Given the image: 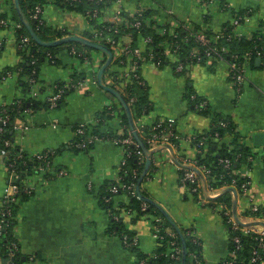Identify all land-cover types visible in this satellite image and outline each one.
<instances>
[{"label":"crops","instance_id":"1","mask_svg":"<svg viewBox=\"0 0 264 264\" xmlns=\"http://www.w3.org/2000/svg\"><path fill=\"white\" fill-rule=\"evenodd\" d=\"M12 3L14 1L0 0V18L12 16ZM227 4L229 10L213 8L206 11L200 0H106L99 17L102 22L109 23L119 11L132 15L141 7H148L160 24L165 21L174 27L192 29L199 26L201 31L210 29L216 35L225 24L232 23L234 13L251 10L244 31L253 34L262 28L264 0H227ZM43 9L44 22L64 33L62 38L85 37L90 25L84 15L50 3ZM15 39L12 30L0 28V40L4 41L0 52V105L10 107L18 101H31L32 107L21 112L15 120L27 128L12 130V143L31 161L34 155L47 151L54 152V156L49 172L41 173L33 168L23 173L22 184L31 193L16 204L11 243L19 250L14 255L9 248L11 243L4 237L5 228L0 229V264H138L140 254L151 256L160 246L153 236L152 217L136 218L123 211L119 214L128 221L127 227L139 239L138 248L129 249L117 233L115 223L119 215L113 214L103 195L106 185L118 178L123 158L121 149L105 135L124 134V127L114 120L108 121L100 127L105 138L88 150H77L74 146L76 127H95L109 102L121 105L114 95L98 84L97 75L106 56L103 54L102 63L97 61L96 53L86 51V57L78 60L70 53L71 43L58 46V61H43L37 84L28 91L23 86L27 77L20 78L16 73L8 80L4 77V73L22 62ZM121 40L133 41L131 36ZM164 50L165 64L145 63L139 69L152 110L140 121L138 129L142 125H153L158 119L172 121L184 137L179 146L172 148L181 163L184 158L195 157L193 138L209 133L213 115H225L237 126L240 144L255 154L252 165L244 164L241 173L250 170L253 176L251 191L264 211V60L249 64L247 83L242 95L238 96L226 62L187 65L183 72H177L176 57ZM119 56L120 52L117 56L113 52V61ZM75 73L86 79L82 86H70L75 81ZM129 73V65L114 64L111 70H106L104 81L123 95L122 83L126 82L124 79ZM93 79L97 84L92 82ZM61 84L68 87L67 91L58 107L50 108L46 98ZM192 95L207 100L212 114H201ZM44 105L48 107L42 108ZM221 143L229 145L230 138H223ZM167 147L171 146L166 144L157 148L141 182V191L163 212L172 228L181 233L188 230L194 235L202 249V263L220 264L231 252L229 226L219 211L210 205H200L195 195L182 185V166L174 161ZM144 164L141 175L146 168V158ZM13 178L11 170L0 163V208L4 206ZM208 195L213 196L214 201L227 195L233 215L239 218L245 204L238 189L228 185ZM129 201L125 195L118 196L114 210L121 211ZM256 226L264 227L262 223ZM172 228L169 230L173 233Z\"/></svg>","mask_w":264,"mask_h":264},{"label":"trees","instance_id":"2","mask_svg":"<svg viewBox=\"0 0 264 264\" xmlns=\"http://www.w3.org/2000/svg\"><path fill=\"white\" fill-rule=\"evenodd\" d=\"M14 1V0H11ZM227 2V0L223 1L224 3ZM55 4L57 6H60L63 9H66L68 11H73L80 13L85 16L87 23L90 26H94L99 30H103L105 33L111 35L115 40L122 39L124 36H131L133 38L132 46H136L138 42L139 35L143 36H150L152 37L153 42L150 43L144 52V55H148L149 57H152V63L162 66L165 64L167 60V56L163 47V43L165 41H168L174 48V46L179 45L180 48L177 50V54L182 62L189 63L191 60L190 51L192 48L196 45L194 38L190 35L192 33L191 30L185 29L184 27H180L178 29V36L172 37L168 34L163 35L161 33V30L164 29L162 25L159 24V22L155 19L154 15L152 14L151 10L144 11L141 16L138 14L130 15L127 13H123L126 20L130 21H140L141 27L139 29L132 28V27H126V25H123V27L120 29L119 32H115L112 29L108 31L109 28L113 27L110 23H104L101 21V17L99 15H94V10H98L99 13L102 11L101 9H104L106 5V0H77V1H68V0H51L50 2L46 0H20L21 8L28 18L29 22L31 23V26L33 27L34 31L37 33V35L43 40V41H53L56 38H62L64 33H61L58 30H55L51 28L50 26L46 25L44 22L43 24H40L38 21L34 20L32 17V11L37 5L45 6L47 4ZM222 7L225 10H229V7ZM12 16L2 15L1 18H5L12 21H19L17 11L14 7V4L12 3ZM252 14L251 10L241 11L234 13V17L237 19H240V22H244L246 20V17H249ZM21 23V22H20ZM22 24V23H21ZM262 27H264V22H262ZM166 28H170V25H166ZM233 25L232 23L225 24L224 27L220 31L221 38L219 39L218 43L215 44L214 47L216 50L220 52L222 47H227L229 52L225 55V59L227 61H230L231 54H237L238 60L240 62L245 61L246 55L250 54L251 56V63L254 65L257 59L264 60V31H257L253 34H251L248 37H244L241 39L238 38H230V34L232 33ZM193 30L199 31L200 27L196 26ZM194 33V32H193ZM208 37H213L214 34H212V31L209 29L205 32ZM28 36L31 38L28 30L24 27L22 24V28L16 31L14 34V37L16 38V44L20 42V36ZM87 35V34H86ZM190 37L191 41L188 43H184L182 41L183 38ZM71 49L74 48L77 55H74L78 60H83L86 57L85 52L91 50L89 47L71 43ZM112 50V46L106 45ZM24 50H17L18 55L21 56L22 62L16 66L14 69H10L9 72L16 73L20 78L22 77H30L32 75V71L36 69L37 73L34 75L36 79H38V73H39V67L43 63V61H58L56 58L57 55V47H43L38 45L36 42L33 41L31 38V45H23ZM28 48V49H27ZM70 49V50H71ZM208 50V47L206 46H200V52L202 53V61L198 64H206L207 62H218L217 56L212 59H207L205 57V52ZM258 52H261L263 54L262 57H259L257 55ZM84 53V54H83ZM52 57L50 59V57ZM81 54V55H80ZM125 60V58H123ZM32 61H35L33 64ZM126 65L127 61L125 63H121L119 59L117 61H113L112 67L109 68L110 70L113 68V65ZM6 73H4L5 75ZM113 74V72H112ZM138 74L140 75V71H138ZM77 73H75V81H79L83 79V75L76 76ZM141 77V75H140ZM142 79V77H141ZM126 81V87L124 88L123 97L129 103L130 99H134L133 103L131 105V113L134 125L138 121H142L147 117L152 110V103L150 101V97L146 88V85H140L138 83V80L132 76V74L124 79ZM143 80V79H142ZM23 86L26 90L29 91L30 86L27 82L23 83ZM59 89L64 90L65 95L67 91V87L61 85H58ZM57 88V89H58ZM62 100V99H61ZM60 100V101H61ZM204 99L198 98L196 96V99L194 101V105H198L201 103ZM59 101V102H60ZM58 102V104H59ZM31 101H21V104H14L10 107H7L9 109V115H10V122L9 126H6V131H4L2 134H0V144H4L5 140H9L12 142V126L15 123V120L20 116L21 112L25 111V109L31 108L32 105L30 104ZM48 107L46 105L41 106ZM119 109V114L121 119L123 120V125L125 129V133L132 132L131 126L129 123V120L124 112V109L121 105L117 106ZM203 115H210L212 114V110L210 106H208L207 109L199 111ZM114 120L113 116H111L107 110H105L97 119V123L95 127L93 128L94 133L103 136L100 132V127L105 125L106 122ZM213 125L212 129L209 131V133L197 135L193 138V146L197 147L202 142V145H200L201 152L197 155V165L204 166L207 170H209V178H210V185L213 188H221L226 185H230L233 181H236V183L241 186L244 179L241 175V167L245 164L248 166L252 165V162L250 161V157H254V153L251 149L244 147L240 144L241 136L239 135L237 131V126L225 115L223 114H214L213 115ZM167 122V121H166ZM221 122L225 123V126L220 125ZM166 125L163 124L161 127H157V125L154 123L153 125H142L140 129H138L137 126H135L137 133L139 134L141 140L145 144L147 148L150 149V144L147 142V139H144L142 135H146L149 137L152 133H161L163 128ZM87 128V126H85ZM79 128L76 127L75 129ZM140 130V132H139ZM88 130H86L87 132ZM87 134V133H86ZM177 135H181L176 131ZM219 134L221 138L229 137L230 143L229 145L224 143H219V141L214 140L215 135ZM113 134L105 135V137L111 138L113 137ZM75 142H80L81 137L76 136ZM104 137V136H103ZM181 137H183L181 135ZM170 141H172L176 146H179L180 141L176 140L174 138H170ZM138 144V143H137ZM93 145H89L86 149L88 150ZM139 148L131 147L130 148V156L126 159L125 164L120 168L119 176L121 179L119 181H112L109 184L106 185V188L104 189V199H109V202L105 203L108 207H110L113 210V213H117L118 215L123 212H128L129 214H133L136 218H140L141 216L149 215L150 217H161L164 220V225L162 226V235L164 238L162 240H159L160 246L156 249L153 255H144L140 254L138 256V264L139 261H144L145 264H174L173 260L170 259V253L172 250L171 242L176 241L177 245L180 247H183V245L186 246L187 249V255H186V262L185 264H195L191 260V255L195 254L199 260H201V246L199 243H197L194 240V235L192 233H189L188 230L184 233H181L179 230L172 228V224L170 221L165 217L163 212L153 203L146 200L147 195L144 191H141L140 195L132 196L131 194L127 193L126 191H120L117 195H113L110 191L111 186L113 185H129L132 183H135L137 186L139 183V180L141 178V173L144 169V161H141L139 159V156L136 154L137 150H141L143 152V149L138 144ZM77 149V148H76ZM16 150V148H14ZM80 150V149H77ZM17 151V150H16ZM144 154V152H143ZM221 159H229L233 163L229 168L223 167L222 164H220ZM41 163L38 161H31L26 156H24L23 159L19 160L16 168L18 172L22 171H28L30 172L33 170V168H37ZM182 171V176L184 174V171ZM22 174V173H21ZM23 176V175H22ZM188 190L190 188V185H187ZM226 191V190H225ZM224 193V191L222 192ZM125 195L129 198V202L127 205H123L121 208V211L114 210V205L116 204V198L118 196ZM19 199H25L28 198V195L25 193H20L18 195ZM211 199V198H210ZM215 202V201H214ZM218 203H223L227 206H229L230 201L226 196L221 197L220 199L216 200ZM146 204L147 209L145 211L142 210V205ZM213 205V204H212ZM7 207L11 210L12 216H15L17 212V206L16 204H9ZM262 213L264 211L261 210ZM121 215V214H120ZM119 215V219L115 223L116 228L118 227L117 233L120 235L121 238L128 237L133 238L134 232L130 230L128 226V221L125 220L124 217H121ZM8 225L5 228L4 231V237L7 239L8 243H11L13 241L12 238V228L14 225V221L9 217L7 219ZM6 226V224H5ZM165 228H172L173 233L175 237H171L165 233ZM231 238L234 237L237 233H234L230 230ZM242 239V249L238 252V255L240 256V259H248L253 247L255 246L256 242L254 241V237L251 235H240ZM233 247V244H231V249ZM138 247H135L133 249H136ZM183 257V256H182ZM181 264H183V258H181ZM204 264V263H200ZM220 264H223L220 263ZM241 264H247V262L241 263Z\"/></svg>","mask_w":264,"mask_h":264},{"label":"built area","instance_id":"3","mask_svg":"<svg viewBox=\"0 0 264 264\" xmlns=\"http://www.w3.org/2000/svg\"><path fill=\"white\" fill-rule=\"evenodd\" d=\"M50 2L51 0H46ZM68 1H77V0H68ZM94 1V0H91ZM204 4V8L206 11H209V9L217 8L220 11H225V9L222 7L223 1L225 0H200ZM225 7H229L227 2L224 3ZM150 10L148 7H141L138 9L135 13L132 15L138 14L139 16L142 15L144 11ZM43 6L37 5L33 11H32V17L34 20L38 21L40 24L44 23L43 20ZM94 15H99L98 10H94ZM248 17L245 19L247 20ZM240 22V19L233 18L232 25V33L230 34V38H244L248 37L251 34H248L244 31L245 28V22ZM113 25V30L115 32H119L120 29L123 27V25H126V27H132L139 29L141 27L140 21H128L125 19V16L122 11H119L113 20L109 22ZM160 24V23H159ZM160 25L164 27V29L161 30V33L163 35L168 34L172 37L178 36V29L180 26L174 27L171 26L168 22L163 21ZM166 25H170V28H166ZM0 28L9 29L12 30L15 34L16 31L22 28V24L18 21H12L5 18H0ZM185 29L191 30L192 33L190 35L194 38L196 45L192 48L190 51L191 60L189 63H184L180 60L177 50L180 48L179 45L173 46L168 42L165 41L163 43L164 48L173 56L176 57L177 63H176V71L177 72H183L187 65L192 64H198L202 61V53L200 52V46H206L208 47V50L205 52V57L207 59H212L216 55L218 62L223 61L228 64V68L230 71V76L233 82V86L235 87V91L238 96L242 95L243 88L245 84L247 83V68L249 64L251 63V56L250 54L246 55L245 61L240 62L238 60L237 54H231L230 61H227L225 59V55L228 54L229 50L227 47H222L220 52L216 50V48L211 47L218 43L221 36L220 33L214 35L213 37H208L207 34L204 31H195L192 28L184 27ZM259 31H264V27H262ZM194 32V33H193ZM87 34V35H86ZM85 34V37L93 42L101 43L104 45H110L112 47H116L119 52V61L120 64L125 63L127 61L126 65H129L130 73L127 75L129 77L131 74L133 77H135L138 80V83L140 85H145L144 81L141 79L140 75L138 74V71L142 64L145 63H152V57L148 55H144L145 48L153 42L152 37L150 36H143L139 35V44L136 46H132V40L130 43L123 42L121 39L115 40L111 35L105 33L103 30H99L97 28H94L90 26L88 28L87 33ZM132 38V37H131ZM20 42L16 44V49L24 50L23 45H31V38L28 36H20ZM133 39V38H132ZM182 41L184 43H188L191 41L190 37L183 38ZM16 43V41H15ZM4 47V41L0 40V52L3 50ZM28 49V48H27ZM71 55H77L78 53L74 48L70 50ZM81 55V54H80ZM257 55L259 57H262L263 54L261 52H258ZM50 59L52 58L50 54H48ZM125 58V60L123 59ZM52 61V60H51ZM34 64L35 61H32ZM37 73L36 69L32 71V75L30 77H27L26 82L30 86V88L34 87L37 84V79L34 77V75ZM13 74L11 72H6L4 75L5 80H8V78H11ZM86 82V79H82L79 81H72L70 84L71 87L74 86H82ZM92 82L94 84H97L96 79H93ZM123 87H126V82L122 83ZM58 88V87H57ZM55 88L54 92L50 94L46 98L47 105L50 108H56L58 107V102L63 98L64 90ZM68 88V87H67ZM33 94V92H30ZM192 100L196 99V95L191 96ZM133 98L130 99L128 105L131 108V105L133 103ZM16 104H21V102H17ZM209 106V102L207 100H203L201 103L196 105V108L198 111H202L207 109ZM107 112L113 116L114 121L118 123L120 126L124 127L123 120L120 117L119 109L117 108V103L115 102H109L106 106ZM167 121V122H166ZM10 122V115H9V109L7 106H1L0 105V134H2L4 131H6V126H9ZM155 124L157 127H161L163 124L166 126L163 128L161 133H155L149 135L147 137L146 135H142L144 139H147V142L150 144L151 150H157L158 147L161 145H170L172 148H174L176 145L170 141V138H174L176 140H179L180 142L183 140L184 137H181V135L176 134V127L175 124L172 121L158 119ZM136 126H140L141 122L138 121L135 123ZM220 125L225 126L224 122H221ZM86 125L79 126V128L76 129V136L81 137L80 142H74V146L77 149L83 150L86 149L89 145H94L98 140L101 138H105L103 136H100L96 133H94L93 125L92 127ZM27 128L24 124H17L14 123L12 126V130ZM86 130H88L86 132ZM87 133V134H86ZM116 146H118L122 151V161H121V167L125 164L126 159L130 156V148L133 146L135 148H139L137 141L135 140L133 136V132H128L124 134H118L114 135L113 137L109 138ZM223 138L219 136V134L215 135L214 140L219 141L221 143ZM200 145H202V142L195 147L196 154L193 159L184 158L181 160V163L183 166L181 167V170L184 171L183 177L181 178L182 185L184 187H187V185H190L189 191L193 193L197 199V202L200 205H210L212 206L213 210L219 211L223 218L225 219V222L229 226V229L237 233L234 237L231 238V244H233V247L230 252V256L223 261V264H241L244 262H247V264H264V227L257 228V224L262 223L264 225V213L261 212L260 205L256 202V196L251 191L252 183H253V176L248 169V171H245L244 173H241L244 181L241 186H239L236 181H233L229 186L234 187L238 189L242 196H243V202H244V208L242 210V213L239 214V218H235L233 215V212L231 208L223 203L214 202V200L209 198L208 194L216 193L217 191L221 190V188H213L211 187L210 178H209V170H207L204 166L197 165L196 157L201 152ZM14 145L11 141L5 140L4 144H0V163H4L12 172L13 175V181L11 185L9 186V189L7 191V194L4 198L3 207L0 208V229H4L8 225L7 219L9 217L14 221V216H12L11 210L7 207L9 204H18L19 197L18 195L22 192L25 194L31 193V190L27 187H24L22 184V175L25 171L18 172L16 165L19 160L24 158V155L16 150H14ZM139 156V159L141 161H144L145 155L141 150H137L136 153ZM53 156L54 152H43L34 155L33 160L38 161L41 163L39 166H37V171L41 173H47L51 168L53 167ZM254 157H250V161H254ZM233 162L229 159H221L220 164L223 165L225 168H229ZM22 173V174H21ZM201 174V176L199 175ZM63 174V173H61ZM121 177L118 175V178L116 181H119ZM203 181H205L206 185V192L204 190ZM138 186V185H137ZM137 186L135 183L129 184V185H113L111 186V193L113 195H117L121 190L126 191L127 193L131 194L132 196H135L138 194L137 192ZM228 186V185H226ZM140 193H141V185H140ZM106 202H109V199H105ZM213 204V205H212ZM147 209V205H142V210L145 211ZM113 212V211H112ZM114 214V213H113ZM116 218V216H115ZM246 222H249V224H246ZM153 236L159 241L164 238L162 233V226L164 225V220L161 217H155L153 218ZM6 224V226H5ZM165 233L171 237H175L174 233H172L169 228H165ZM240 235H251L254 237V241L256 242L255 246L252 249V252L248 259H240V256L238 255V252L242 249V239ZM122 242L125 247L129 249H133L135 247L139 246V239L137 236H134L133 238L124 237L121 238ZM197 243L198 240L195 239ZM172 250L170 253V259L173 260L174 264H181V258H183V247H180L177 245L176 241L171 242ZM9 248L13 251L14 255L18 253V246L15 243H11ZM191 260L195 264H200L201 260L198 259V257L195 254L191 255ZM139 264H145L144 261H139Z\"/></svg>","mask_w":264,"mask_h":264},{"label":"water","instance_id":"4","mask_svg":"<svg viewBox=\"0 0 264 264\" xmlns=\"http://www.w3.org/2000/svg\"><path fill=\"white\" fill-rule=\"evenodd\" d=\"M14 6H15V9H16L17 14H18L19 21L28 30L31 38L38 45L43 46V47H57V46H61V45L75 43V44H79V45H83V46L89 47L91 49H95V50L101 51L106 56L105 63L99 69V72H98V75H97L98 84L105 91H107V92L111 93L112 95H114V97L119 101V103L123 107L124 112H125L128 120H129V123H130V126H131V130L133 132V136H134L135 140L137 141V143L140 145V147L143 149V152H144V155H145V158H146V168H145V171L143 172V174L141 175V178H140L138 186H137L138 195L141 196V193H140V190H139L141 182L144 179L145 175L147 174V171L149 170V168L151 166L152 158H153L154 154L158 150H151V149H149V148H147L145 146V144L141 140L139 134L137 133V130H136L134 122H133L131 109H130V106L128 105L127 101L124 99L123 95L119 91H117L116 89L106 85V83L104 81V74H105L106 70L108 68H110V66L112 65V62H113V52H112V50L109 47H107L106 45H104V44L93 42V41H91V40H89V39H87L85 37L78 36V35H71V36L60 38V39H56V40H53V41H43L37 35V33L34 31L33 27L31 26V23L29 22L28 18L24 14V12H23V10L21 8L20 0H14ZM256 61H257V63H259V62H261V59L259 58ZM167 148L172 153L174 161L176 163H178L179 165L183 166V164L180 163L178 161L177 157L175 156L172 147H167ZM199 175L201 176L200 173H199ZM203 185H204V190L206 192L205 181H203ZM145 199L150 201L151 203H153L148 198H145ZM186 255H187L186 246L183 245V264H185V262H186Z\"/></svg>","mask_w":264,"mask_h":264},{"label":"rangeland","instance_id":"5","mask_svg":"<svg viewBox=\"0 0 264 264\" xmlns=\"http://www.w3.org/2000/svg\"><path fill=\"white\" fill-rule=\"evenodd\" d=\"M91 49V48H90ZM112 50L115 54V56H117L119 54V50L116 48V47H112ZM90 52H93V53H96V55H98V59L97 61H101L103 63L104 61V56H103V53L101 51H98V50H95V49H91L89 50Z\"/></svg>","mask_w":264,"mask_h":264},{"label":"bare ground","instance_id":"6","mask_svg":"<svg viewBox=\"0 0 264 264\" xmlns=\"http://www.w3.org/2000/svg\"><path fill=\"white\" fill-rule=\"evenodd\" d=\"M209 197H210V198H213V196H210V195H209Z\"/></svg>","mask_w":264,"mask_h":264}]
</instances>
